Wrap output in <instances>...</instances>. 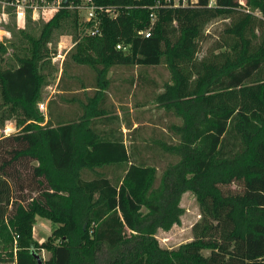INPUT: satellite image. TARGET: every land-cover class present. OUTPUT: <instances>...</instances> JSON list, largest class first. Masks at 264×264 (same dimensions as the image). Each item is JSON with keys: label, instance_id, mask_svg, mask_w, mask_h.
<instances>
[{"label": "trees", "instance_id": "trees-1", "mask_svg": "<svg viewBox=\"0 0 264 264\" xmlns=\"http://www.w3.org/2000/svg\"><path fill=\"white\" fill-rule=\"evenodd\" d=\"M93 1L115 10L99 14L95 36H80L64 9L4 24L26 51L0 65V124L14 116L18 128L0 141V262L36 264L43 250L42 264H264V0ZM217 19L226 21L217 51L197 57ZM68 21L77 33L62 70L86 65L93 81L83 97L60 98L72 112L49 99L44 116L36 102L54 51L46 45ZM5 52L0 41V64ZM158 64L168 80L153 101L178 120L165 127L174 143H150L174 159L159 174L156 160L138 161L125 145L105 78L111 66ZM185 192L199 212L192 237L163 247L156 233L179 223ZM36 217L53 224L42 241L32 236Z\"/></svg>", "mask_w": 264, "mask_h": 264}, {"label": "rangeland", "instance_id": "rangeland-1", "mask_svg": "<svg viewBox=\"0 0 264 264\" xmlns=\"http://www.w3.org/2000/svg\"><path fill=\"white\" fill-rule=\"evenodd\" d=\"M241 0H239L240 2ZM211 4V0L209 1ZM243 2V1H241ZM47 15L36 22L47 21ZM225 20H214L210 22L204 30V33L198 41L197 57H201L209 52H216L214 48L221 36V29ZM32 22V29L28 32L35 37L37 35L36 24ZM4 24H14L15 28H21L22 21L16 20L15 17H7L6 21L0 17V30H5ZM77 33L71 21L64 23V25L52 33L50 42L47 43L49 50H57V44L60 43L61 50L73 43V34ZM6 34V33H5ZM1 43L6 45V52L2 59L4 63L14 64V54L19 55L25 53L26 42L19 39L18 35L9 34L4 35L0 31ZM13 42L14 45L9 44ZM64 60V59H63ZM63 63V61H62ZM45 66L40 70L45 75V84L42 85L39 97L40 100L48 102L52 99L57 103L58 108L62 111H71L76 109L75 103L69 101H62L60 98L66 99L74 97H83L84 92L92 84L93 73L86 65H74L71 67V62H68L67 67L61 71L57 68L55 62H45ZM60 76V79H59ZM105 78L108 79L107 100L106 106L111 108L112 114H116L119 118L118 125L124 136V143L129 148L134 146L135 158L138 161L150 163L151 160H156L154 164L157 166V174L165 165V162L174 160L173 157L155 154L152 149L151 141L164 140L174 143L173 137L165 128L169 123H178V120L169 113H165L162 108L156 106L153 101L154 94L160 90L164 81L168 80V72L162 64L154 66H139V65H115L111 66L106 73ZM59 79V80H58ZM81 86H86L81 88ZM4 107L0 100V119L5 114L2 111ZM72 112V111H71ZM6 130L7 135L13 134L18 130L15 126L14 116L4 119L0 124V141L3 133ZM153 143V142H152ZM231 187H234L232 185ZM183 207V213L180 216L178 224H174L169 230H158L156 239L159 245L166 248H174L181 242L187 241L192 237L191 227L195 221L199 219V212L196 202L191 193L185 192L180 201ZM53 224L42 217H36V225L34 228V239L42 241L49 234ZM41 258H46L47 253L40 251ZM0 264H13L12 262H0Z\"/></svg>", "mask_w": 264, "mask_h": 264}, {"label": "built area", "instance_id": "built-area-1", "mask_svg": "<svg viewBox=\"0 0 264 264\" xmlns=\"http://www.w3.org/2000/svg\"><path fill=\"white\" fill-rule=\"evenodd\" d=\"M164 1L170 6L184 5L187 3V0ZM60 9L75 12L78 24L77 30L80 33V36H95L99 33V14L101 12H104L109 17L115 15V10L103 8L101 5L95 4L93 0H0V17L3 21H6L7 17H15L16 20L22 21L21 27L24 26L27 18L31 21L42 19L44 15H47V18H50L54 12ZM0 31L4 35H7L8 31ZM138 34L148 36L149 30H140L138 31ZM0 41L2 42V40ZM72 44L61 50L59 43L57 44V50L50 52L51 62L57 63V68L60 71L65 53L72 46ZM115 47L124 49V46L120 44H116ZM36 107L37 110L45 116L46 101L39 99L36 102ZM3 133L7 135L9 132L7 133L6 130H4Z\"/></svg>", "mask_w": 264, "mask_h": 264}, {"label": "water", "instance_id": "water-1", "mask_svg": "<svg viewBox=\"0 0 264 264\" xmlns=\"http://www.w3.org/2000/svg\"><path fill=\"white\" fill-rule=\"evenodd\" d=\"M35 260H36V264H42L41 263V259H40V256L38 254H33Z\"/></svg>", "mask_w": 264, "mask_h": 264}, {"label": "crops", "instance_id": "crops-1", "mask_svg": "<svg viewBox=\"0 0 264 264\" xmlns=\"http://www.w3.org/2000/svg\"><path fill=\"white\" fill-rule=\"evenodd\" d=\"M35 225H36V222H35V224L33 225V227H32V236L34 237V228H35Z\"/></svg>", "mask_w": 264, "mask_h": 264}]
</instances>
